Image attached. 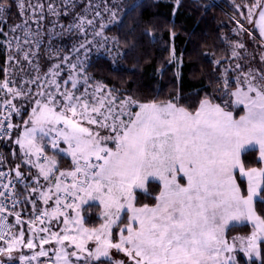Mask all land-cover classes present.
<instances>
[{
    "label": "snow or ice",
    "instance_id": "6c2138e0",
    "mask_svg": "<svg viewBox=\"0 0 264 264\" xmlns=\"http://www.w3.org/2000/svg\"><path fill=\"white\" fill-rule=\"evenodd\" d=\"M16 6L24 20L10 31L22 35L13 36L7 43L11 48L15 42L19 60L31 65L36 53L25 46L34 42L37 48L40 46L39 24L45 18V5L29 3L31 15H25L24 0H17ZM137 7L132 4L129 11ZM245 7L249 23L259 9L255 26L264 37V0H254ZM8 10L7 0L0 2V15ZM47 11L52 16L61 15L51 3ZM30 19L38 25L36 32L28 26ZM76 19L78 22L70 24L69 30L75 28L86 34V25L91 26L93 20L86 16ZM241 30L247 31L243 25ZM80 48H85V43L74 46V52L78 54ZM237 48L244 45H234L233 57H239ZM13 58L10 54L9 60ZM62 64L67 65L66 78L62 76ZM33 67L37 74L24 83L36 85L34 95L31 88L13 87L14 80L0 82V92L4 93L0 107L7 110L0 119V135L19 128L11 122L13 114L20 115L14 100H27L31 111L15 143L23 152V162L37 169L32 177L35 187L25 182L19 164L15 181L10 174L0 172V180L7 179V183L0 182V255L11 260L12 253L21 247L36 249V236L44 233L39 235V251L31 257L21 253V264H31L39 257H47L50 264H92L101 257L110 259L113 249L126 259H110V264H237L232 255L237 246L228 242L226 229L232 223H248L252 225L251 234L233 240H239V251L249 259L255 257L264 264V212L258 213L256 208L257 199L264 203V167L246 168L241 159L243 152L258 146L259 161L264 163V72L241 71L235 77L234 90L224 78V94L235 98L233 107L243 105L244 114L236 118L231 110L207 98L194 110L181 106L178 98L161 102L120 98L99 82L90 84L88 75L81 78L78 69L83 63L78 56L76 62L63 56L42 75L39 65ZM49 145L54 155L46 154ZM61 153L70 157V168H59L56 154ZM237 170L247 180L246 194L236 181ZM41 178L46 186L40 183ZM149 178L159 180L160 191L153 205L137 207L135 191H146ZM17 182L23 184L26 193L31 188L23 197L33 207L34 219L27 222L33 235L28 239L21 213L15 210L21 202ZM35 193L44 205L50 201L52 205L37 210L36 200L30 198ZM89 200H98L103 206L104 222L99 228L84 225L80 209ZM124 212L126 222L121 215ZM10 216L21 226L18 233L8 222ZM60 217L64 227L59 232L44 226L46 220ZM53 243L56 247L50 249L53 256H49L45 245ZM70 246L73 251H68Z\"/></svg>",
    "mask_w": 264,
    "mask_h": 264
},
{
    "label": "trees",
    "instance_id": "16d2710c",
    "mask_svg": "<svg viewBox=\"0 0 264 264\" xmlns=\"http://www.w3.org/2000/svg\"><path fill=\"white\" fill-rule=\"evenodd\" d=\"M31 1L28 0L26 6L42 0ZM86 1L82 0L80 3L85 5ZM91 1L99 6L104 19L109 18L111 11L115 13V18L105 23L102 29L104 46L106 49L110 47L111 51L106 53L104 48L103 51H93L87 56L84 71L91 80L105 85L120 97L131 96L141 102L152 100L161 102L178 98L181 106L194 110L202 99L207 98L222 107L230 106V101L225 103L222 98L224 88L220 79L221 65L217 63L228 56L225 37L229 34L231 25L235 23L231 17L235 11L230 0H180L178 5L176 0ZM7 3L9 10L3 14L6 19L4 27L10 33V29L17 22H22L24 17L18 14L10 0H7ZM132 4L139 7L129 11ZM105 5L108 8L105 9ZM79 8L75 5L68 11L69 16L61 14L59 21L66 23L69 18H73ZM25 15H28V12ZM44 20L46 21V17ZM64 32L66 33L64 30L61 31ZM68 48L63 50L66 51ZM172 57L180 64L177 71L171 61ZM6 65V56L0 50V81L4 78ZM227 99L230 100L228 97ZM15 104L20 105V102ZM24 109L19 116L12 115L14 125L21 123L23 117H28V108ZM233 111L234 116L239 117L242 114V106L233 108ZM15 132L14 128L11 137L1 147L4 167L11 170L13 176L16 166L20 165L22 160L19 150L10 144ZM13 149L15 153L12 152ZM46 154L51 156L55 153L48 146ZM56 159L61 170L70 168L69 157L61 153L56 154ZM241 159L246 168L261 166L257 149L243 152ZM25 169L33 173L30 168ZM25 182L27 183V180ZM237 182L246 194L245 182L238 177ZM16 190L22 200L17 212L21 213L22 220H27L33 213V207L23 197L27 196L31 189L29 188L26 193L23 184L18 182ZM158 193L159 184L149 182L146 192L135 193L136 205H153ZM30 198L35 199L34 194ZM256 208L258 213L264 212V203L259 199ZM98 212L97 204L84 206L82 208L84 224L86 226L99 224ZM11 221L13 222L14 218H11ZM249 232L250 228L242 225L230 227L227 234ZM261 249L264 252V243L261 244ZM5 256L2 255V259ZM253 262L260 264L258 259L245 261L241 257L237 264Z\"/></svg>",
    "mask_w": 264,
    "mask_h": 264
},
{
    "label": "rangeland",
    "instance_id": "374dc122",
    "mask_svg": "<svg viewBox=\"0 0 264 264\" xmlns=\"http://www.w3.org/2000/svg\"><path fill=\"white\" fill-rule=\"evenodd\" d=\"M28 0H26L25 6H26V2ZM33 1V0H32ZM31 1V2H32ZM82 0H68V2L66 3V0H42V1H38L39 3H43L45 5L44 8V17H46V21L43 19L42 21H40L39 24V40H40V46L39 48L36 47L35 42L30 45V46H25L27 47H31V50L33 52L36 53V55L34 57H31L32 60V64L29 65L27 61H23V60H19V53L17 52V50H11L8 53V58H7V67H6V71L7 72V76L6 74H4V78L0 81L2 82L3 80L10 79V80H14L16 83L13 84V87H21L24 89L27 88H31L33 91V95L35 94L36 91V85L34 84H25L24 81L31 79L32 77H34L37 73L34 69L33 66L35 65H39L40 68V73L41 75L46 72L48 70V68L50 66H52L53 64L56 63H60L61 59L63 56L67 55L70 60L72 62H76L77 61V56L80 62L83 63V68L78 69V71L81 74V78L86 75L85 71H84V67H85V63L87 60V56L94 52H100L103 51L104 48L106 46H104V42H105V38L103 36L102 33V29L101 25H105V23L107 24L109 22V20L115 18V16L113 17V13L114 11L110 12V16L108 19H104L103 15L100 12V9L98 8L99 6L96 5V3H93L91 0H87L86 4L83 5L81 4ZM112 1H117V0H112ZM214 1V0H212ZM38 2H32V5L37 4ZM230 2L232 3V7L234 8V15L231 14V17H233L234 20V25L229 28V34L225 37V41L228 44V56L226 58H224L223 60L218 61V64L221 65V82L223 83V80L225 77H227V79L229 80V83L231 85L232 90L235 89V77L241 72H248L249 69H252L254 73H257L258 70L261 71L262 67H263V61L261 60V55H262V49L261 47L258 45L257 41L255 40L256 38L258 39V37L260 36L259 32L256 30V26H255V21L258 17V11L259 9H256L254 11V16H253V23H249L245 17L247 16V7H245V5H250L254 2V0H230ZM53 4L54 6H56L60 13L65 15L64 13L68 14V11L71 10L73 7H71V4H75L78 5L79 11L74 13L73 18H69L68 21L66 23H62L59 21V17L56 16H52L48 13L47 11V5L48 4ZM111 4V3H110ZM176 4H177V0H176ZM108 8L105 5V9ZM26 12H28V15H31V10L28 9V6L25 7ZM87 9V11H85ZM96 12H99L100 15L97 16ZM246 13V14H245ZM65 16H69V15H65ZM77 16H86L87 19L89 20H93V24L91 26H87V32L82 33L78 30H76L75 28L69 30V25L70 24H75L77 23ZM241 25H243V27L245 29H247V31H242L241 30ZM28 26L30 27V29L33 32H36L38 29V25L32 20L30 19V22L28 21ZM66 31V33H61V31L63 32ZM96 32H100V35H95ZM258 32V35L256 34ZM249 33H251V35H249ZM18 34H22V32L17 31L15 33H9L10 35V39H12L13 36H16ZM60 37V38H59ZM66 37L64 40L63 38ZM261 37V36H260ZM64 41V42H63ZM90 43H87V42ZM67 43H69V45H67ZM81 43H85V48H80L79 49V53L77 54L76 52H74V46L75 48H79ZM240 43L244 45V48H237L236 51L239 52V57H233L232 56V50L235 44ZM69 46V48L67 47ZM9 47V46H8ZM66 49V51H64L63 49ZM111 48L108 47L107 49L105 48L104 52L109 53L111 50ZM85 52H87V54L85 55ZM12 55L14 58L12 60H9V55ZM19 61V62H17ZM172 63L175 65V69L177 71L178 67H179V62L172 57L171 59ZM241 65L240 69L236 68L237 64ZM62 68H64V71L62 72V76L64 78L67 77V65L62 64L61 65ZM263 72V71H262ZM90 84H96V81L93 80H89ZM109 89L106 87V90ZM82 90V89H81ZM225 90L222 91V98L224 100V102L228 103V101H230V106L229 107H225L226 110H231L233 112L234 115V111L233 108H237L239 106H243V105H236L233 107V101H234V97L228 96L224 94ZM114 93V92H113ZM115 94V93H114ZM116 96L120 97L119 95L115 94ZM230 98V100L227 99ZM123 98V97H120ZM17 101V102H16ZM20 105H17L18 108H20V113L22 110H25L24 108L27 107L28 108V113L30 114L31 111V105L29 104V102L27 100L24 99H17L14 100V103H19ZM213 103V102H212ZM217 104V103H214ZM199 105V104H198ZM197 105V107H198ZM196 107V108H197ZM222 107V106H221ZM242 113V112H241ZM15 116H17L16 114H13ZM238 118V117H236ZM27 118L23 117V120L21 123H19V128H15L16 132L14 133V136L12 138V140L10 141L11 147L13 146L14 148H17L22 157V160L20 161V171L23 173V175L25 176L27 183L30 184L32 187H35V183L33 181V176H35V174L37 173V169L35 168H31L30 165H27L23 162V152L20 151L19 146L15 143V140L17 138V136L20 134V132H22L23 127H24V120H27ZM62 147H64V145H61ZM49 148L51 149V146L49 145ZM253 149H257L258 151V159H259V150H258V146H256ZM53 150V149H51ZM54 151V150H53ZM14 152V149L12 151ZM48 155V154H47ZM70 158V157H69ZM30 168L31 170H33L32 176L29 175V170L25 169L26 167H23V165ZM260 167H264V163H261ZM260 167H256V168H260ZM235 176H236V181H237V177L242 179L245 182L246 188H247V180L244 177H241L239 174V171L237 170L235 172ZM178 180L181 183H185V181L183 179L180 178V176H178ZM149 182H156L159 184V191H160V182L158 179L155 178H149V180L146 182V190H147V184ZM40 183L42 185L47 184V182H45L42 178L40 179ZM238 183V182H237ZM31 189V188H30ZM136 192H140V193H144L146 192L145 190H141V189H137L135 191ZM38 193L34 194V200H36V207L37 210L38 208L42 209L45 207H50L52 205V202H49V205L46 206L42 203V201H40L38 199ZM92 204H97L99 206V212L97 214L98 218L100 219L99 224L95 225V226H86L88 228H99V226L104 222L103 221V217L101 215V213L103 212V206L99 203L98 200H89L88 203L84 204L81 206L80 212H81V216L83 217L82 214V208L86 205H92ZM137 207H140L142 205H136ZM151 206V205H150ZM69 213L71 215H74V213H71V210H69ZM122 218L124 219V221H127V212H124L121 214ZM63 217H60L59 219H55V220H51L50 222L48 220L45 221V225L46 227H49L51 231H57L59 232L60 229H62L64 227L63 223H62ZM84 220V217H83ZM24 224H23V230L25 232V239L30 238L33 234L29 232L28 229V219H24ZM12 224L14 225L13 231L15 232H19L20 230V225H16L15 224V217H14V221L12 222ZM37 226H40V224H36ZM242 225H247L250 228V232L248 234H238V233H233L228 235L227 231L230 227L232 226H242ZM123 226V225H121ZM228 229H226V238L228 239V242L231 244L233 242L236 243L237 246V251L235 253H233L232 255L235 256L236 261H238V259L241 257L242 259H244L245 261H251V260H257L255 257L249 259V257H247L244 253L239 251V240H233V238H239V237H246L248 235L251 234L252 231V225L248 224V223H232L229 225ZM117 230L114 229V236H115V232ZM39 235H46L44 233H40ZM39 235L36 236L35 239V243L37 244V248L36 249H28L26 247H21L17 250H15L12 253V256L16 259L19 260V256L22 254H24L25 256L31 257L32 255H34L36 252L39 251ZM0 246H3V242H0ZM90 246L94 247V244H92V242H90ZM56 247V245L51 244V245H45L46 249H49V256H53L52 251L50 250L51 248ZM74 249L70 246L68 248V251H73ZM54 258V257H53ZM0 259H2V255H0ZM75 258H73L74 260ZM110 259L112 262L114 261H119V260H125L126 257H124L123 253H117L115 249L110 251ZM110 259L109 258H105V257H101L99 261L93 260L92 264H110ZM41 262H43V264H50V262L48 261L47 257H39L38 260H33L31 261V264H41ZM79 264H84L83 261H80Z\"/></svg>",
    "mask_w": 264,
    "mask_h": 264
},
{
    "label": "built area",
    "instance_id": "2783aa9c",
    "mask_svg": "<svg viewBox=\"0 0 264 264\" xmlns=\"http://www.w3.org/2000/svg\"><path fill=\"white\" fill-rule=\"evenodd\" d=\"M10 1L12 3V6H14V9L18 12V14H20V11H19V9L16 6L17 0H10ZM0 2H2V1H0ZM24 2H25V0H24ZM5 23H6V19L3 17V15H0V29H2V31H0V50L5 54L6 59H7L8 58V53L11 50H16V48H15V42H13L11 48L8 47V43L7 42H8V40H10V35L6 31V29L4 27ZM21 23H23V21L22 22H17L15 25L21 24ZM5 33H7V35H5ZM21 35L22 34H18L16 36H21ZM3 97H4V93L0 92V104H2ZM5 115H7L6 108L0 107V119H3V117ZM11 122L13 123L12 118H11ZM12 132H13V129L10 131V133L8 135H0V157L3 158V159H0V172H4V173L10 174V178H12L15 181L16 180L15 176H13L11 174V172L4 167V154H3V151L1 149L3 143L11 137ZM0 182L7 183V179L0 180ZM17 184H18V182L16 183V188H17ZM7 203H8L9 209H11V207H12L11 201H8ZM21 203H22V200H21L20 203H18L16 205V208H15L16 211L21 206ZM11 218H14V216L8 217V222L12 224ZM30 219H34L33 215H31V217L28 219V221ZM35 224H40V221L38 219H35ZM0 262H2V264H21L20 260L15 259V258H11V260H9V259H0Z\"/></svg>",
    "mask_w": 264,
    "mask_h": 264
},
{
    "label": "crops",
    "instance_id": "0c3cea01",
    "mask_svg": "<svg viewBox=\"0 0 264 264\" xmlns=\"http://www.w3.org/2000/svg\"><path fill=\"white\" fill-rule=\"evenodd\" d=\"M258 19H259V16L257 17L256 20H258ZM256 30L259 32V29L258 28ZM258 32L256 33L257 35H258ZM255 40L257 41L258 45L261 47V49L263 51L262 54H264V37H260L259 36L258 39L256 38ZM262 71L264 72V61H263V67H262L261 71L258 70V72H262ZM243 114H244V112H243V106H242V114L241 115H243Z\"/></svg>",
    "mask_w": 264,
    "mask_h": 264
},
{
    "label": "water",
    "instance_id": "95a60500",
    "mask_svg": "<svg viewBox=\"0 0 264 264\" xmlns=\"http://www.w3.org/2000/svg\"><path fill=\"white\" fill-rule=\"evenodd\" d=\"M4 258H5V259H9L7 255H6ZM12 258H13V257H12Z\"/></svg>",
    "mask_w": 264,
    "mask_h": 264
}]
</instances>
